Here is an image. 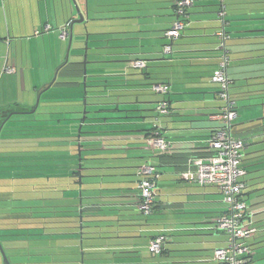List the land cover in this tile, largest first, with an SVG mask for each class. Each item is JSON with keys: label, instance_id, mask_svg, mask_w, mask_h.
Wrapping results in <instances>:
<instances>
[{"label": "crops", "instance_id": "obj_1", "mask_svg": "<svg viewBox=\"0 0 264 264\" xmlns=\"http://www.w3.org/2000/svg\"><path fill=\"white\" fill-rule=\"evenodd\" d=\"M75 1L84 21L71 28V22L79 19ZM175 1L0 0V115L6 116L0 130L8 119L32 113L36 96L47 90L51 68L57 69L52 83L55 92L60 93L57 97L72 96L75 100L78 91L85 89L78 87L79 83L84 87L86 82L102 85L82 93L86 108L93 106L87 110L88 119L84 122L87 136L81 139L88 158L84 194L103 196L98 201L101 208L120 209L112 213L136 215L118 217L130 220L111 227L110 230L119 232L118 238L89 240L94 247H88V251L94 252L132 253L121 258L93 254L88 258L94 260L87 264H217L213 260L214 250L226 243V235L214 226L215 217L224 209L223 195L215 186L187 182L180 172L186 169L189 158L209 153V139L221 124L216 116L223 102L211 77L221 57L216 32L221 26L218 12L222 5L226 7L227 30L231 35L228 42L231 94L236 105L242 107L236 108L232 131L246 143L242 153L248 183L245 199L257 229L255 216L264 212V0H196L188 10V26L167 54L163 51L168 42L164 33L176 18ZM14 18L23 19L19 22L21 30L33 28L37 44L43 42L44 61L39 54L38 64L33 60L35 55H31V60L25 59L22 45L6 43L7 36L14 33ZM65 25L70 26L71 48L75 50L74 58L68 61L65 54L70 37L63 40L60 36ZM86 34L91 46L87 51V76H84V64L78 62L83 60ZM136 58L146 59L147 69L133 72L127 68L129 63L113 61ZM6 67H14L15 71L8 73ZM38 82L42 83L41 87ZM154 82L169 83L170 92L153 96L150 85ZM141 83L150 84L138 85ZM164 97L172 108L171 114L161 120L170 147L165 152H153L146 147L145 137L153 126L156 104ZM136 108L143 111H131ZM136 114L144 116L136 124H114L117 121L114 117ZM145 161L155 164L160 173L156 209L149 217L141 215L137 207L139 166ZM56 194L60 198L56 204H61L62 192ZM90 203L87 202V210L98 208L89 206ZM259 231L249 240L253 264ZM160 232L167 236V241L162 254L154 257L148 244ZM175 233L179 238L170 242L169 236ZM195 235L198 238L180 240ZM58 244L62 248L57 250L60 254L71 255H60L56 260L60 264H74L78 257L73 252L78 251V242L61 240ZM99 244L103 246L98 247Z\"/></svg>", "mask_w": 264, "mask_h": 264}, {"label": "trees", "instance_id": "obj_2", "mask_svg": "<svg viewBox=\"0 0 264 264\" xmlns=\"http://www.w3.org/2000/svg\"><path fill=\"white\" fill-rule=\"evenodd\" d=\"M81 56L83 57V54H81ZM86 59L88 60V58ZM78 63L83 64L82 61ZM53 86H55V84H53L49 89L53 88ZM77 86L85 88L87 93H89V88L102 87V85H98V84L91 85L88 82H86L85 87L84 85L81 86V83L77 84ZM49 89L45 90L42 93L40 104L37 107L36 111L34 112V118L16 119L15 117H12L8 119V121L4 124L2 130L0 131V172L3 173L10 169L13 170L14 168L13 163L16 161H20L18 160V158L26 162L29 161L32 163V165H37V164L41 166L44 165V167H40L39 169L37 168L34 169L32 166V169L29 170L25 169L21 171L31 170L32 172H34L39 170L43 172L46 170L47 171L59 170L60 174L58 173L59 172L58 171L56 175V179L62 180V183L55 184V182L57 181L56 180L55 182H52V184H50L49 186H45V187L58 189L59 184H61L63 188L58 191L62 192V196H61L62 203L56 204L55 201L54 202L55 204L52 206L6 205V207H2V208L0 207V238L1 237L3 238L0 241L2 243V241L13 242L17 240H23L22 237L25 235L28 236V238L33 236H40V237L45 236L46 238L48 237L50 238V236L52 237L56 235L63 237H66L67 235H72L74 236L72 237V240L74 241L76 240L78 242L77 244L78 251L73 252V255H77L78 258L77 260L73 261V263L87 264L89 260L90 261L94 260L93 258L92 259L88 258L89 255L92 256L93 254H107V255L109 254L117 258L125 257V255L123 254H128L132 252H123V251H115V250L114 251L98 250L97 252L88 251L89 246L94 247V244H91L89 240L118 238L117 235L118 231L115 230L116 231L115 232L110 230L111 227L122 226V224L121 225L116 224L117 222L120 221L123 222L130 221L127 218L121 219L118 217L134 216L136 214L124 215L118 212L112 213L114 211H120V209L101 208L98 201H101L103 196L87 197L84 194V192L86 191L85 185L87 184L85 180L87 176L85 175L84 170L86 169V160H88V158L86 156V149L84 148L85 145L83 144L81 139L87 136L88 133L85 130L86 123L83 124L80 131L78 130L80 123L83 122L84 115L81 110H78L74 113L80 114L79 116L68 118L66 114H70L71 112L56 111L55 107L63 106L66 104V102L67 103L70 102L69 100L70 97H50L44 95ZM85 89H83V92H85ZM83 92L82 90H79L78 91L79 95L74 97L76 98L75 101L77 103L83 102L82 104H79L80 106H83L84 104L83 98L85 96L82 94ZM45 107H46V111H44ZM32 109H34V107H32L30 110ZM88 113L89 112H87L86 114V119H88L87 117ZM38 115L40 116L43 115L48 117L40 118L38 117ZM50 115H58V117H51ZM5 117L6 116L0 115V127L2 126V123L5 121ZM151 129L148 130L146 136L149 134ZM18 140H24L25 143H22V145H24L23 147L26 148L30 147L31 151H25V150L16 151L15 148L22 147L18 144L20 143V141ZM79 146L81 147V158H82L81 162H79V154H78ZM241 164L242 167L245 168L243 162ZM80 165L82 167L81 169L79 168ZM45 166H47L48 168H46ZM80 176L82 177L81 180L79 179ZM7 178L5 177L2 178V176H0V179H7ZM70 181H72L71 184L69 183ZM32 186L34 187V189H37L35 185ZM45 187L42 188L45 189ZM44 191L45 190H43V192ZM80 191L82 192L80 193ZM4 192L7 193V191ZM56 199L59 200L60 198H56ZM0 201L7 202L10 200L4 198V199H0ZM96 201L98 202V204L94 203ZM87 202H91L89 206H96L98 208L87 210L86 208ZM12 231H15V233H12ZM24 231L27 233L25 234ZM91 234H98V235L94 237ZM59 240H64V239L60 237ZM86 240H88L89 242L88 241L86 242ZM39 244L41 245L42 243ZM111 245L112 244H108L107 246H111ZM102 246H103L102 244L98 245V247H102ZM113 246H117V245H113ZM58 247L61 246L58 245ZM9 248H11V246ZM38 255L41 254L39 253ZM59 255H71V254L69 252L67 253L63 252V254H59ZM12 256H15V254ZM7 258L11 264L33 263V262H24V261L22 262L18 259H16V262L12 263L8 256ZM109 259L111 258H98V259L96 258V260H100V261L109 260ZM56 262L57 264H60L58 260H56ZM1 263H3V261Z\"/></svg>", "mask_w": 264, "mask_h": 264}, {"label": "built area", "instance_id": "obj_3", "mask_svg": "<svg viewBox=\"0 0 264 264\" xmlns=\"http://www.w3.org/2000/svg\"><path fill=\"white\" fill-rule=\"evenodd\" d=\"M194 4L195 0L175 1L176 18L172 26L164 33L168 40L163 48L164 53L172 52L173 42L188 26V9ZM226 14V7L222 5L218 12L221 26L216 32L221 57L211 77L212 82L218 85V94L223 102L216 116L221 124L209 139V153L205 156L189 158L187 167L180 172V176L189 183L215 186L223 195L224 209L215 217L214 226L217 231L226 235V243L214 250L213 260L217 264H253L252 247L249 240L257 234L258 229L253 224V212L245 199L248 186L245 179L247 171L241 163L246 143L242 137L235 136L232 131L237 111L236 101L231 94L233 80L228 72L231 63L228 42L231 35L227 30ZM69 27V25L62 27L60 36L63 40L71 35ZM48 29L50 27H46V30ZM129 65L130 68L140 71L148 67L147 60L144 58H136ZM5 71L12 73L15 68L6 67ZM151 89L165 96L170 92L171 86L167 82H154ZM155 111L152 129L145 137L146 147L153 152H165L169 149L170 143L166 139L161 120L169 116L172 111L171 104L166 97L157 102ZM139 174L137 207L140 214L149 217L156 209L160 173L155 164L145 161L139 166ZM166 240L167 236L164 233L156 234L148 244L149 253L154 257L162 254Z\"/></svg>", "mask_w": 264, "mask_h": 264}, {"label": "rangeland", "instance_id": "obj_4", "mask_svg": "<svg viewBox=\"0 0 264 264\" xmlns=\"http://www.w3.org/2000/svg\"><path fill=\"white\" fill-rule=\"evenodd\" d=\"M64 5V4H63ZM55 10V9H54ZM23 21L18 19V18H14L13 20V24H14V33L11 34L10 36H7L6 39V43L10 44L11 42L14 43H18L19 45H22V49H23V54L25 56V59H30L31 55H35V58L33 59L34 62L36 64H38V54L40 56V59L42 61H44V44L43 42H41V44H37L36 41V36L34 35V31L30 28V26L27 28L25 27L24 30L20 29V24L19 22ZM31 23V21H30ZM29 23V24H30ZM30 28V29H29ZM23 31V32H22ZM36 33V32H35ZM95 43V42H94ZM91 46V44L88 45V40H87V34L84 37V43H83V49H82V53H83V60H85V54L86 49L88 51V48ZM47 51H48V56H50V48L51 46L48 44L46 46ZM164 48V46H163ZM69 50V42L67 45V49H66V54H65V60L68 58L72 59L74 58V49L73 47ZM90 57H92V55L90 54ZM31 60V59H30ZM82 60V61H83ZM31 67V66H30ZM56 70L57 69H52V74L50 76L47 77V89H49L53 84V82L55 81L56 78ZM130 70H132L133 72L136 71L135 69L130 68ZM34 86V83L32 84ZM38 86H42L41 82L37 83ZM50 86V87H49ZM49 87V88H48ZM151 88V85H150ZM153 96H162L163 94L157 93L155 91H152L151 93ZM44 95L50 96V97H57L58 95H60V93L55 92V86H53V88L49 89ZM37 99H38V95L36 96L33 104L36 106L37 104ZM70 102H66L65 105L63 106H57L55 107V109L57 111H73L70 114H66V116L68 118L70 117H77L80 114L78 113H74L78 110H81L84 113L89 110V107H93L92 105L88 106V108H86V105L83 104V106H80L79 104H82L83 102H78L76 103V99L74 100L72 98V96H70ZM98 100H101L98 99ZM73 101V103H72ZM89 101V99H88ZM64 104V103H62ZM78 104V105H77ZM237 106V105H236ZM238 109L242 108L239 105L236 107ZM46 109V108H45ZM36 115V114H35ZM51 117H58V115H50ZM65 116V115H63ZM15 118H21V119H32L34 118V112L30 113V114H23V115H18V116H14ZM38 117L40 118H45L48 116H43V115H38ZM81 124V123H80ZM80 126V125H79ZM86 128V127H85ZM79 130V128H78ZM20 141V143H18L20 146H22L21 148H15L16 151L19 150H25V151H31L30 147L26 148L23 147L24 145H22V143H25L24 140H18ZM31 144V143H30ZM36 150V149H35ZM38 150V149H37ZM31 153V152H28ZM16 158V157H15ZM17 159V158H16ZM31 159V158H29ZM20 161H16L13 164V170L10 169L6 172L1 173L0 172V176L5 177H9L7 179H0V199H9L10 201L7 202H3L0 201V207H6V205L8 206H31V205H49L52 206L54 205L55 201L57 200L56 197L58 198V195L56 194L57 192H61L58 191L60 189L63 188V186H61V184H59L58 189H53L50 187H45V186H49L50 184H52V182H55L56 179V173L59 171H50V170H46V171H34L32 172L30 171H21V170H29L33 168H37L39 169L40 167H44L41 165H32L31 162H26L23 161L22 159H19ZM34 164V163H33ZM16 165V166H15ZM46 168H48L47 166H45ZM60 174V171L58 172ZM2 174V175H1ZM86 180V179H85ZM72 181H70L69 183L71 184ZM56 183H62V180H57L55 182ZM32 185H35V187H37V189H34V187ZM58 185V184H57ZM42 187H45V189H43ZM49 188V189H48ZM43 190H45L43 192ZM4 191H7L4 192ZM46 194L45 197L43 196V194ZM254 195V193H251V196ZM254 198V197H252ZM3 211V210H2ZM144 220V222L146 221L144 218H142ZM255 225L258 226V229L260 230L257 236V239L259 240L257 246V250L255 251V263L254 264H264V212H260L255 216ZM72 229V228H71ZM73 230V229H72ZM19 232V231H18ZM12 233H15V231H12ZM24 233L26 234L27 232L24 231ZM188 234V232H183ZM177 233L173 235L169 236V239L171 240L170 242H172V239H178L175 237ZM178 234H182V233H178ZM61 236H50V238H46L45 236H33V237H29L28 236H23V240H17V241H13V242H6V241H0L2 248L4 249V252L6 254V256H8L11 260L12 263L16 262V259L20 260V261H24V262H33L31 264H57L56 259L55 258H60V253L57 251L59 249H62L61 247H58V242H60ZM72 235H67L66 237H62L64 240L63 241H70L72 240ZM202 237V236H199ZM28 238V239H26ZM53 238V239H52ZM186 238H198V236H189V237H181L180 240L181 241H188L186 240ZM203 238V237H202ZM3 239L2 237L0 238V240ZM42 239V240H40ZM82 240V239H81ZM179 240V241H180ZM76 241V240H75ZM88 240H86L87 242ZM167 241V240H166ZM39 243H42L41 245ZM166 244V242H165ZM172 244V243H170ZM11 246V248H9ZM14 246V248H13ZM256 246V245H255ZM70 251V250H69ZM71 252V251H70ZM41 255H38V254ZM15 256H12L14 255ZM0 257H1V261L0 263L3 261V257L0 251ZM36 262V263H35ZM76 264V263H74Z\"/></svg>", "mask_w": 264, "mask_h": 264}, {"label": "water", "instance_id": "obj_5", "mask_svg": "<svg viewBox=\"0 0 264 264\" xmlns=\"http://www.w3.org/2000/svg\"><path fill=\"white\" fill-rule=\"evenodd\" d=\"M75 7H76V10H77V12H78V15H79V19H76V20H73L72 22H71V28H72V26L75 24V23H77V22H83L84 21V16H83V12L81 11V8H80V6H79V4L75 1ZM71 46H72V33H71V35H70V40H69V50H68V52L70 51V49H71ZM86 52H87V49H86ZM85 60H83L82 62H83V64H84V76H87V63L89 62L86 58H87V53L85 54ZM66 61H68V56H67V59H66ZM113 61H115V62H117V63H131V61L132 60H125V59H121V60H113ZM127 68H130L129 66H127ZM117 75H121V74H117ZM150 83H141V84H138V85H143V86H146V85H149ZM153 83H151V85H152ZM85 86H86V84H85ZM50 87V86H49ZM48 87V88H49ZM41 94L42 93H40V95L38 96V99H37V104H36V106H35V108L31 111V112H35L36 111V109H37V107H38V105H39V103H40V98H41ZM132 103H134L135 104V102H132ZM132 112H135V113H138V112H141V111H143L142 109H140V108H136V109H132L131 110ZM87 112V111H86ZM86 112L84 113V116H83V122L80 124V126H79V131L81 130V128H82V126H83V124H84V122H85V119H86ZM11 116V115H10ZM10 116L8 117V118H10ZM144 116L143 115H138V114H136V115H131V116H124V117H114L113 119H115V120H117L114 124H117V125H130V124H136V123H138V120L139 119H142ZM119 120V121H118ZM120 120H125V121H120ZM1 131V130H0ZM125 131H128V130H125ZM81 135V134H80ZM79 135V136H80ZM78 154H79V162H81V147L79 146V148H78ZM79 168L81 169L82 167H81V165L79 166ZM79 179L81 180L82 179V177L80 176L79 177ZM80 193H81V191H80ZM0 251H1V254H2V257H3V260H4V262L6 263V264H11L10 262H9V260H8V258H7V256H6V254H5V252H4V249L2 248V246H1V243H0Z\"/></svg>", "mask_w": 264, "mask_h": 264}, {"label": "flooded vegetation", "instance_id": "obj_6", "mask_svg": "<svg viewBox=\"0 0 264 264\" xmlns=\"http://www.w3.org/2000/svg\"><path fill=\"white\" fill-rule=\"evenodd\" d=\"M3 259V258H2ZM0 261H1V257H0ZM0 264H6L5 262H4V260H3V263H0Z\"/></svg>", "mask_w": 264, "mask_h": 264}]
</instances>
